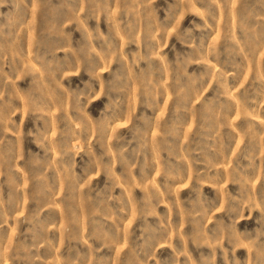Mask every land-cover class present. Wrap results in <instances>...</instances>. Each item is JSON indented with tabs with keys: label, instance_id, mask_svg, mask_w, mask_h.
<instances>
[{
	"label": "rangeland",
	"instance_id": "obj_1",
	"mask_svg": "<svg viewBox=\"0 0 264 264\" xmlns=\"http://www.w3.org/2000/svg\"><path fill=\"white\" fill-rule=\"evenodd\" d=\"M0 264H264V0H0Z\"/></svg>",
	"mask_w": 264,
	"mask_h": 264
}]
</instances>
